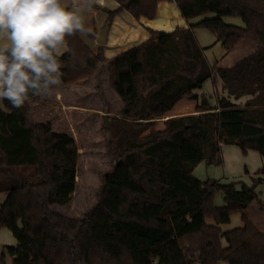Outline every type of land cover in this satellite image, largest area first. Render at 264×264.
I'll use <instances>...</instances> for the list:
<instances>
[{
  "label": "trees",
  "instance_id": "16d2710c",
  "mask_svg": "<svg viewBox=\"0 0 264 264\" xmlns=\"http://www.w3.org/2000/svg\"><path fill=\"white\" fill-rule=\"evenodd\" d=\"M115 1V10H105L108 23L123 10L136 21L153 20L162 2L174 4L185 20L216 15L169 32L149 30L147 40L111 59L105 58L103 46L92 51L77 34L69 38L70 52L60 57L62 87L95 79L107 63L108 83L120 102L116 117L106 121L111 138L107 153L115 165L100 177L95 210L121 165L134 177L147 211L130 228L100 234L91 231L87 216L76 219L54 212L52 207L70 203L76 189L75 142L49 123L32 122L29 103L15 109L4 101L0 229L11 234L15 246L3 247L0 264H5V256L10 264H264V233L245 214L254 203L264 216L256 192L264 181V167L250 185L193 176L201 163L222 165L220 129L228 139H238L242 155L249 150L264 158V0ZM222 17H237L243 27L225 24ZM198 28L215 35L225 54L241 41L255 50L230 67L211 66L194 36ZM214 77L222 94L210 107L207 97L195 91ZM242 97L247 99L237 110L231 100ZM182 100L196 104L193 113L164 119ZM161 119L162 128L156 129ZM217 193L221 206L213 204ZM182 213L200 216L197 250L190 251L158 224ZM232 213L240 214L241 227L221 231Z\"/></svg>",
  "mask_w": 264,
  "mask_h": 264
},
{
  "label": "rangeland",
  "instance_id": "374dc122",
  "mask_svg": "<svg viewBox=\"0 0 264 264\" xmlns=\"http://www.w3.org/2000/svg\"><path fill=\"white\" fill-rule=\"evenodd\" d=\"M213 18H216V15L210 13L185 20L180 16L174 4L164 2L158 6L155 19H143L142 21L155 31L169 32L175 27L186 28L202 20ZM222 21L228 25L243 27L242 21L237 17H222ZM194 36L206 61L211 66L216 64H218L217 66H226L230 64L231 60L239 58L234 56L224 59L226 54L221 43L215 35L205 29H195ZM143 40H145L143 33L135 34L131 38L124 37L115 44L114 48L106 50L105 57L111 59L118 53L140 44ZM240 52L241 50L237 53ZM106 68L107 63L101 65L95 79L78 83L77 86L70 88L60 86L50 96L38 97L29 103L31 121L49 123L53 131L70 135L79 153V165L75 179L76 189L72 199L65 207L54 206L52 210L76 219L87 216L91 231L95 234L130 228L131 223L141 219L144 211H147V208L138 199L141 190L134 177L130 176L126 168L121 165L117 168L114 177L108 180V187L104 193L101 207L95 210L98 204L100 177L111 172L115 165L107 153V145L111 138L106 129V121L116 117L120 109V102L109 86ZM208 83L203 88V93L208 88ZM219 96L221 95L213 93L211 97L215 98L216 103V98ZM189 110L191 111V106L183 112ZM164 119L167 118L164 116ZM164 119L157 121L156 129L162 128ZM232 137L234 140V135ZM224 151L227 154L228 148ZM238 157L239 165L243 164L245 159ZM226 163L227 170L232 172V176H236V159H226ZM213 167L217 171L212 174L213 178H223V184L235 181L234 179L230 180V173L222 165ZM236 187L238 188L239 185ZM257 191L261 192L262 196L264 195V188H259ZM4 199L5 195L0 194V204ZM259 200L263 203L264 196ZM213 204L221 206L218 205L222 204L220 193L213 197ZM258 208V205L252 203L245 214L254 225L264 227V216L258 212ZM176 224L179 223L176 222ZM239 227H241L240 214L232 213L229 222L221 225L220 229L225 232ZM11 241L14 242L11 234L4 228L0 229V253L3 247L10 246L8 242ZM222 245H225L223 240ZM10 263L5 262V264Z\"/></svg>",
  "mask_w": 264,
  "mask_h": 264
},
{
  "label": "clouds",
  "instance_id": "9594fccd",
  "mask_svg": "<svg viewBox=\"0 0 264 264\" xmlns=\"http://www.w3.org/2000/svg\"><path fill=\"white\" fill-rule=\"evenodd\" d=\"M105 0H0V103L20 109L62 84L69 38L92 31L84 13Z\"/></svg>",
  "mask_w": 264,
  "mask_h": 264
},
{
  "label": "crops",
  "instance_id": "0c3cea01",
  "mask_svg": "<svg viewBox=\"0 0 264 264\" xmlns=\"http://www.w3.org/2000/svg\"><path fill=\"white\" fill-rule=\"evenodd\" d=\"M63 2L66 5H68L69 10H72L73 0H63ZM162 4H164V2L159 3L158 6H161ZM95 7L97 8L96 9L93 8L91 12L86 11L84 13V19H85L86 26L91 28L92 31L85 35H79V38L88 49L94 51L97 46L96 39L99 37L100 31L105 26H107L108 29L106 33V44L104 46V56H105L106 50L114 48L115 44L120 39H123L124 37L131 38L135 34L143 33V38L147 40L149 37L148 31L153 30L150 26H146L145 23H143L142 21L143 19H140L138 21L134 20V18L125 10L121 11L118 15L114 16L112 21L108 23V20H107L108 16L105 13V10H108V11L115 10L118 7V3L115 0H105L104 6L101 7L99 5H95ZM239 50H241V52L237 53ZM254 50L255 48L252 45H248L244 41H241L238 44V46H236L231 52L227 53L226 56L224 57V59L234 57V56L239 57V58L237 59L235 58L231 60L230 64L223 66V67H229L230 65H233L239 59L254 52ZM105 58L108 59L107 57ZM217 65L218 64H216V66ZM207 83L209 84L208 88L205 89L203 93L202 90L204 87H206ZM75 85L77 86V84H74V85L66 86V88H70ZM220 90H221L220 81L214 77L211 80H207L202 85L201 89L196 90L195 93L197 94L198 97L200 96L207 97L209 106L214 107L216 105L215 98L211 96L213 93L214 95H217V94L221 95L222 93ZM246 99H247L246 97H242V98H239L238 100H231V102L236 105L237 110H241L243 108V105ZM195 105L196 104L193 102L182 100L172 110L166 113L165 117L168 119V118H175V117H181V116L192 114ZM190 106H191V111L189 110L187 112H183V110H186V108ZM219 145L221 148L223 168L227 170L226 159L233 158V159H236V162H237V167L235 171L236 176H232V172H229L227 170L231 175L230 180H233V179L235 180L231 182H236V183L242 182L246 185H250L251 184L250 180L256 177L255 175L256 171L260 169L261 167H264V158L260 157L256 152L249 151V150L246 152L245 155H242L240 152V144L238 142V139H235V140L228 139L226 130H223V129H220L219 131ZM227 148H228V153L226 154V151L223 152V150H226ZM229 154H230V157H229ZM238 156L245 159V162L243 164L239 165L240 159ZM215 170H216L215 167L213 166L207 167L203 163H201L193 170V175L200 181L217 180L219 183L223 184L222 182L223 178L221 177L213 178L212 174L217 172ZM259 188L261 189L264 188V181L256 187V192L258 193V197L261 198L264 195L262 196L261 192L257 191V189ZM218 205H222V204H218ZM176 222H178L179 224H176ZM159 225L162 228H164L166 231L171 233L176 241L187 243L190 251L199 249L200 247V216L199 215H196L191 218L189 217L187 213H182L180 215L173 217L168 222H159ZM257 228L262 233H264V227L258 226ZM8 244L10 246H15V241L8 242ZM4 261L7 263L11 262L8 256H5Z\"/></svg>",
  "mask_w": 264,
  "mask_h": 264
},
{
  "label": "water",
  "instance_id": "95a60500",
  "mask_svg": "<svg viewBox=\"0 0 264 264\" xmlns=\"http://www.w3.org/2000/svg\"><path fill=\"white\" fill-rule=\"evenodd\" d=\"M129 2H127L124 6H126ZM107 29L108 27L105 26L101 31H100V34H99V37L96 39V44L98 46H105L106 44V33H107Z\"/></svg>",
  "mask_w": 264,
  "mask_h": 264
}]
</instances>
